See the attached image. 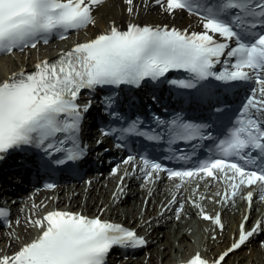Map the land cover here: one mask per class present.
Masks as SVG:
<instances>
[{"label":"snow or ice","instance_id":"obj_1","mask_svg":"<svg viewBox=\"0 0 264 264\" xmlns=\"http://www.w3.org/2000/svg\"><path fill=\"white\" fill-rule=\"evenodd\" d=\"M105 2L0 0V53L35 48L40 40L47 43L48 37L55 33L66 39L64 34L69 30L95 24L94 12ZM125 3L132 14L134 0ZM156 3L169 14L187 11L199 16L203 31L188 33L135 24L120 31L113 26L97 38L62 53L53 62L42 61L33 73L14 74L0 83V159L21 146L36 147L48 155L66 153L67 160L79 159L83 153L78 143L81 111H88V106L81 110L76 101L83 89L95 90L105 85L139 87L144 80L156 81L173 71L188 74L189 79L170 81L185 89L196 88L209 78L226 84L252 82L258 87L252 90L234 126L217 142L215 158L198 162L192 170H167L170 179L181 181L178 188L201 174L222 180L226 185L225 203L234 204L243 188L253 189L243 197L251 209L254 192L264 201V0H156ZM218 64L223 71H215ZM206 127L177 117L166 129L168 143L210 140L212 137L205 134ZM122 131L153 141L162 138L139 131L136 122ZM69 143L71 147H66ZM178 158L190 159L185 155ZM134 159L129 157L125 163ZM64 162V159L55 161ZM143 166L149 181L153 173L165 171L161 164L147 158L143 159ZM193 203L200 208L203 220H210L223 230L220 215L209 216L198 203ZM8 215L7 210L0 209V219ZM29 223L40 229L41 234L14 255L0 258V264H106L114 247L138 248L146 244L121 225L67 211H52L42 220ZM261 228L257 222L252 230L245 231L242 223L238 242L219 256L215 264H222L230 252L245 245ZM188 264H209V261L197 253Z\"/></svg>","mask_w":264,"mask_h":264},{"label":"bare ground","instance_id":"obj_2","mask_svg":"<svg viewBox=\"0 0 264 264\" xmlns=\"http://www.w3.org/2000/svg\"><path fill=\"white\" fill-rule=\"evenodd\" d=\"M128 7L129 5L125 3V0H106L94 12L95 24L84 29L82 33L72 35L67 41L54 42L47 47L40 48V52L37 49L0 58V83L8 80L16 73L35 72L36 65L42 61H51L58 57L63 50H69L78 44L91 41L100 34L109 31L113 26L118 27L129 22H138L154 25L169 24L183 29H202L201 21L197 18L182 11L169 14L164 11L160 4L156 3V0H134L132 14H129ZM121 180V175L109 180L92 179L77 186L60 188L53 192L36 193L27 203L31 207L32 217L37 215L34 220H42L52 211L75 212L121 223L137 230L143 236H150L152 249L148 250L143 257L140 256L135 261L122 262V264H188V261L194 258L197 253L202 258L207 259L209 264H215L219 256L238 242L237 236L240 235V225L246 222L245 217L250 220L257 215V205H252L249 209L246 202L232 211L228 209L229 207L224 209L220 203L224 190L219 182L212 185H209L208 182H196L193 185L195 189L193 194L196 200L198 201L200 198V202H204V200L209 202L208 205H201L204 212L206 214L211 213L213 217L221 213L223 220L227 223L223 232L215 223L214 225L208 223L207 226L210 225L211 233L206 238L202 226L204 221L202 219L201 222L198 219L201 217L200 208L186 206L179 219L173 212L165 210V206L168 205L171 198L178 193L181 202L189 199L187 187L181 191H174L170 184L165 185L163 189L149 184L144 185L141 189L140 186L134 188V183H136L134 176L126 179L122 186ZM128 183L130 184L129 187H127ZM198 187L199 190L197 191ZM126 192H128V198L122 200L121 197L120 201L123 204H118L117 207L118 197ZM217 193L221 195H216ZM170 194L172 195L170 196ZM129 197L134 199V203L130 201L131 199L129 200ZM263 210L264 207L261 212ZM187 214H190L193 219H198L201 227H196L192 220L187 221ZM14 222L13 228L18 226V235L11 229L0 230V258L14 255L23 244L32 240L35 233L40 230L31 226L28 213L23 214L22 211L15 217ZM216 233L217 236H215ZM187 237L192 238L198 244L197 248H194ZM213 237L215 238L213 239ZM202 243L207 245L206 252L200 251ZM232 252L234 254L230 253L231 255L229 254L230 256L228 255L222 264H264V249L258 248V246L252 250L249 256H243L242 253L237 255V250Z\"/></svg>","mask_w":264,"mask_h":264},{"label":"rangeland","instance_id":"obj_3","mask_svg":"<svg viewBox=\"0 0 264 264\" xmlns=\"http://www.w3.org/2000/svg\"><path fill=\"white\" fill-rule=\"evenodd\" d=\"M40 52V51H39ZM34 218L31 216V214L29 215V221L30 220H33ZM18 229H16L15 230V233H16V235H18ZM186 235V234H185ZM207 235H208V233H207ZM19 237V236H18ZM188 238V240H189V242H191V244H193L194 245V248H196L197 247V244L195 245V243H194V241H193V239L192 238H190V237H187ZM178 245H179V243H177ZM202 246H204L205 248H206V245H202ZM204 247H202V249H204ZM250 252H251V250L249 249V250H245V251H242V254H243V256H249V254H250ZM241 252H239L238 254H240ZM237 254V255H238ZM236 255V254H235Z\"/></svg>","mask_w":264,"mask_h":264}]
</instances>
